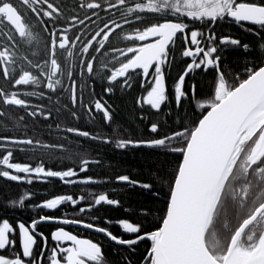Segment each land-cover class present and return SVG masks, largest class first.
I'll use <instances>...</instances> for the list:
<instances>
[{
  "label": "snow or ice",
  "instance_id": "1",
  "mask_svg": "<svg viewBox=\"0 0 264 264\" xmlns=\"http://www.w3.org/2000/svg\"><path fill=\"white\" fill-rule=\"evenodd\" d=\"M23 3L27 5L29 0H23ZM32 4L31 11L35 16L52 21L50 29L47 24L43 25L46 58L37 63L20 53L16 40L18 37L27 45L38 47L41 34L35 33L24 22L13 0H0V22H7L12 28V34L6 35L5 43L0 45V69L6 79L10 74L19 73L12 80L13 85L39 86L46 81L44 87L48 90L70 91L72 109L67 105L64 109L72 119L78 121L81 116L94 119V104L95 110L102 112L104 124L111 127L113 113L106 101L85 102V79H99L109 85L115 82L124 88L131 86V73L139 72L151 79L146 94L136 103L142 100L151 109L160 110L162 104L169 102L165 68L175 58L173 55L170 59V52L174 53V45L181 38L182 56L189 62L174 79L172 91L177 109L182 101L188 100L192 114L185 111L183 116H177L176 123L165 131H161L160 122H151L148 125L150 137L133 136L127 130L122 133L119 126L112 127L109 134L92 133L75 126L61 129L57 123V132L106 144L115 138L117 149L142 146L179 157L170 175L160 169L154 175L160 190L167 186L165 205L154 223H147L152 219L153 211L147 206L140 207L138 214L142 219L139 221L119 218L118 226L129 238L101 226L96 222V216L74 219L66 214H39L28 222L16 220L15 223L0 217V264H264V0H115L114 3L112 0H91L81 5L99 20V24L93 23L91 31L85 26V21L89 20L87 15L84 20L75 14L65 17L66 27H59L62 9L54 0H32ZM95 9L112 15L99 17ZM226 18L237 24L251 22L259 26V31L246 28L257 37V56L248 55L254 48L248 41L242 42L230 34L217 37L213 28L218 20ZM77 25L79 32L75 31ZM122 27L130 30L122 32ZM69 32L75 38H70ZM117 33L126 46L109 48L111 36ZM81 36H85V42L80 46L76 60L73 59L74 49ZM233 46L246 54L242 71L221 64L222 59H227L225 50ZM106 48L107 52L104 51ZM58 50L67 51V56L63 57L65 68L57 59ZM97 54H101L99 58ZM109 55L111 61L107 59ZM77 64L81 81L79 98L77 81L73 79ZM25 65L38 75L25 70ZM209 69L213 71L211 84L205 93H201L204 97L201 99L196 94L195 81L185 88L186 76L194 70ZM65 75L71 80L70 86L64 83ZM148 83L142 80L141 87ZM113 90L111 86L104 88L105 93ZM43 95L35 90L9 92L0 87V102L4 106L26 109L31 118L52 116L51 111L26 98ZM88 95H93L92 89L88 90ZM0 116L7 117L8 114L0 111ZM141 118H145L143 112ZM12 119L11 126L18 128L24 117ZM23 127L25 131L19 135H0V169H3L0 178L28 184L33 180L48 182L49 178H58L66 184L93 182L91 175H78V171L83 173L88 169L90 162L79 159L82 154L79 150L84 148L82 144L77 142L75 147L79 150L70 151L63 143H42L41 139L27 135L26 124ZM61 138L69 139L67 135ZM29 148L34 155L43 153L54 157L60 152L75 157L81 166L78 170L72 166L54 170L45 167L43 156L34 166L29 162H13L14 151L25 152ZM115 181L146 189L154 198H159V191H154L155 182H141L127 174L116 175ZM34 195L26 190L18 200H9L8 204L23 207L24 201ZM92 199L94 203L86 202L84 195L55 194L35 206L55 210L58 206H67L64 202H70L84 217L102 202L112 206L121 203L103 191ZM42 222L63 226H56L46 235L38 228ZM67 225L94 229L111 242L127 248L128 252L120 253L119 261H107L102 241L74 234L67 230ZM49 236L56 245L50 249ZM37 237L43 242L39 251L36 250ZM143 241H148V246L141 260L134 262L135 246Z\"/></svg>",
  "mask_w": 264,
  "mask_h": 264
},
{
  "label": "flooded vegetation",
  "instance_id": "2",
  "mask_svg": "<svg viewBox=\"0 0 264 264\" xmlns=\"http://www.w3.org/2000/svg\"><path fill=\"white\" fill-rule=\"evenodd\" d=\"M15 6L18 8V10L21 12L22 18L24 22L31 27V29L35 33H40L41 38H40V44L37 47L35 44L32 46L27 45L24 43V41L20 40L17 37L16 44L17 47L22 55H27L29 59L33 61V63L39 62L41 59H45L46 57L44 56L43 53V45H44V37L46 35L44 31L43 25L47 24L49 29L52 27V21H49L48 18L46 17H37L33 14L31 11V8L34 6L32 4V0H29V4L25 5L23 3V0H13ZM50 2H53V0H50ZM54 2L59 5L62 9V18L58 22L59 27H66L67 20H65V17H70L71 15L75 14L78 15L80 20H84V17L87 15L89 17V20L85 21V26L91 31L93 27V23L99 24V20L97 19L96 16L92 15V12L89 11L86 7H81L82 4H87L91 2V0H54ZM99 2V0H97ZM114 3L115 0H112ZM38 9L42 6H36ZM98 13L99 17H104L105 15L111 16V12H106L102 9H95ZM227 20H230L229 18H226ZM224 20V19H223ZM106 22V21H105ZM243 26L245 25H250V24H241ZM102 27V25H99ZM254 27H259L257 25H250ZM131 27H137V25H132ZM129 27H122L121 31L126 32L129 31ZM76 32H79V26H76L75 29ZM12 34V28L7 24V22H0V45L4 44L6 41V35ZM70 38H75L74 34L72 32H69ZM119 33L117 35L111 36V39L109 41V48H120L126 46L125 42H122L118 39ZM85 42V36H81L80 40L77 41V45L75 46L74 49V55L73 59L78 60L79 58V48L82 45V43ZM69 47H72L69 45ZM105 52L108 51V49H104ZM35 53V54H34ZM101 54H97V58L100 57ZM117 57H119V53H116ZM67 56V51H57V59L61 61V66L62 68L66 67V64L64 63L63 57ZM88 58H91L90 56ZM109 61H111V55L107 57ZM71 62V61H69ZM17 63H19V59L17 60ZM112 64H109V67H111ZM78 69L79 65L77 64V73L73 76V79L77 81V95L79 98V86H80V78L78 74ZM25 70H32L34 75H38V73L35 72L34 69H31L29 66L25 65ZM166 70V68H165ZM18 72L15 74H10V76L6 79L3 74H2V69H0V87H4L5 90L11 92V91H19V90H25V91H32L35 90L37 92H43V96H35V97H26L31 101V103L35 105H40L43 106L44 108L48 109L51 111L52 116L48 119H45L43 117H37V118H31L27 114L26 109H22L19 106H4L2 102H0V111L6 112L8 114L7 117L5 116H0V135H19L22 132L25 131L23 125H27V135L33 136L34 138L41 139L42 143H51V144H56V143H63L65 146L70 150V151H78L75 147V145L78 143L82 144L84 148L82 150H79L82 152L81 156L79 159H88L90 162H95V159L92 156L87 155V144L91 143H100L101 141H92L89 138L85 137H80L76 134H69L66 132H57L56 131V125L57 123L60 124L61 129H64L68 126H75V127H80L83 130H88L92 133L96 132H102V122L103 117H102V112L95 110L94 104L92 105L93 109V116L94 119L89 120L84 116H81V118L77 121L72 119L69 115L68 112L64 109V105H67L69 109H72V105L70 103V91H66L64 89H59L57 91L53 90H48L44 87V83L41 85H19L15 86L12 84V80L16 77H18ZM141 78V81L143 80L142 74L139 72H132L131 73V79L130 82L133 80ZM167 71H166V85H167ZM150 79L151 77H147L145 80L149 81L147 85L150 86ZM64 83L67 85H71V80L68 79V77L65 75L63 77ZM84 83L87 85L85 89V102L87 103L89 100H94V99H100L101 102H105L104 99V88L107 86L111 87H118L120 86L119 83L113 82L111 85L108 84L106 81H101L99 79H92L88 80L87 78L85 79ZM122 83V80H121ZM141 86V85H140ZM140 93L137 97V99L141 98L143 95L146 94V90ZM92 89L93 90V95L89 96L88 95V90ZM144 89V88H143ZM103 90V91H102ZM104 92V94H103ZM24 98V97H22ZM141 104H145L141 100ZM108 106V105H106ZM77 110L79 109V103L76 106ZM57 109H59V112H57ZM62 114H64V118L62 117ZM20 117H24L23 121L20 122V125L18 128H13L11 125L13 123V119H19ZM67 135L69 137L68 140H64L61 137ZM112 145L115 149V138L112 141ZM0 156H2V151H0ZM40 156H43V163L45 164V167H51L54 170H62L66 169L69 166H72L74 163V168L80 167L81 165L79 164V160H77L75 157H69L67 155H63L60 152H57L54 157L44 155L43 153H38V154H33V150L29 148L28 151L21 152L19 150L14 151V157H13V162H29L32 163L33 166L35 165L36 162L40 161ZM56 163V165H53ZM50 162V163H49ZM57 162H63V166L58 165ZM3 170V169H0ZM22 174V173H20ZM78 175H88L87 170L83 173H80L78 171ZM66 179H75V178H66ZM12 183L17 185L18 191L16 192V196L8 198L7 196H2L1 197V203H0V217H7L10 220H12L14 223L16 220H21L28 222L32 218H36L39 214H46V215H54V216H59L62 214H66L70 218H89L91 216H95L93 213V210L91 212L85 213L84 217H81L80 213L75 210V206L70 205V202H64L65 205L67 206H58L57 209L55 210H46L40 207L39 209L35 206L37 205L38 202L42 201L45 198H50L52 195L55 194H72L74 197H78L79 195H84L86 198V202H92L94 203V200L92 197L94 195L99 194L100 192H106L110 198H113L114 196H111L115 188L110 187V186H102L99 188H92L93 186L97 185L98 182L93 179V182H89L88 184H66L62 183L58 178H49L48 182H42L38 180H33L31 184H28L26 182H16V181H11L10 179H5V178H0V185L2 183ZM117 184H122L118 183L115 181ZM50 184H56L59 186L57 188V191H51L49 190V185ZM91 186V187H90ZM61 187V188H60ZM32 191L35 193V195L31 199H26L24 201V206L21 207L20 205H10L8 204L9 200L16 199L18 200V197L20 194H22L24 191ZM103 206H112L108 205L106 203L102 204ZM100 206V205H99ZM98 206H95L96 208ZM91 222V221H90ZM99 223L101 226L109 227V229L116 235H122L124 238H129L126 233H124L121 229L120 226H118V222L116 221H107L105 222V218L99 220L97 219L96 221ZM56 226H63V225H58L56 222H42L38 225L39 230H43L46 235H48L49 230L54 229ZM67 230L72 231L74 234L93 239L97 242H103V247H104V252L107 261H110L109 257V252L113 250L118 251H123L128 250L124 246H119L115 244L114 242H111L104 234L95 232V231H90L88 229L83 228L82 226H77V225H67ZM114 227H117V230H114ZM148 241H143L138 243L135 246V249L137 247H140V245H144V243ZM42 241L40 240L39 237H37V244H36V250L39 251V248L42 245ZM56 245L53 243L51 237L49 236L48 238V247L49 249L51 247H55ZM63 246V245H61ZM17 249H19V245H17ZM46 259V256H45Z\"/></svg>",
  "mask_w": 264,
  "mask_h": 264
},
{
  "label": "trees",
  "instance_id": "3",
  "mask_svg": "<svg viewBox=\"0 0 264 264\" xmlns=\"http://www.w3.org/2000/svg\"><path fill=\"white\" fill-rule=\"evenodd\" d=\"M246 28L259 31V27L250 25L243 26L227 19L218 20L213 31L217 33V37L230 34L234 38H240L242 42H250L254 48L248 55L257 56L259 51L257 37L253 32L247 31ZM182 47L183 41L181 38H178L174 45V53L170 52V59L173 55L175 58L172 59V62L165 70L168 76L167 94L169 96V102L162 104L160 110H153L150 105L146 103L137 104L138 95L147 87L146 85L143 89L140 86L141 78L138 76L137 79L130 82V87L122 88L116 86L113 88L114 90L112 93L104 94L103 92L104 99L113 113V118L111 127L106 126L102 122V132L111 134V128L119 126L122 133L127 130L133 136L150 137L152 133L149 131L148 125L151 122H160L161 131H165L168 126H172L176 123L177 116H183L185 111H187L189 115L192 114V107L188 100L182 101L181 107L177 109L172 91L174 79L178 77V74L182 72L183 68L189 62L188 58L182 56ZM224 56L227 57L226 60H221V64L224 67L230 66L234 69L243 70L246 54L239 47L233 46L227 48L224 52ZM212 76L213 71L211 69L194 70L190 75L186 76L185 88L195 81L197 84L196 94L202 99L204 97L201 93L207 91L208 86L211 84ZM197 111H199V109H197ZM141 112H143V116L145 117L143 119L141 118ZM62 117L64 118V114H62ZM86 151L88 156H92L95 159V162H89L87 169L88 175H91L93 179L99 181L98 184L92 188H99L102 186L113 187L115 191L111 196H114L113 198H117L121 202L119 206L100 205L94 208L93 213L97 219L101 220L107 218V221L118 222L119 218H129L134 222L139 221L142 219L138 214L140 207L147 206L151 207L153 210L152 219L147 223H154L159 216V210L165 205V194L167 192L166 185L160 190L161 186L158 181H154V175L157 169L170 175L179 157L145 147L115 149L112 143L106 144L103 142L87 144ZM49 159L51 158L49 157ZM62 163L63 162H57V166H63L64 164ZM53 165H56V163ZM73 165L74 163L72 167H74ZM78 168L79 167L76 169L78 170ZM121 174H127L132 179L141 182H155L156 188L154 191H159V198H154L152 192L138 186L115 183V176ZM105 178H107V180ZM58 187L59 186L56 184H50L48 189L54 192L57 191ZM17 191V185L7 182L2 183L0 185V203L2 196L11 198L16 196ZM114 230H117V227H114ZM147 246L146 242L144 245H140V247L135 249L134 256L132 257L134 262L141 260ZM127 252L128 250H124V252L118 250L113 252V250H111L109 252L110 261H119L120 253L127 254Z\"/></svg>",
  "mask_w": 264,
  "mask_h": 264
},
{
  "label": "water",
  "instance_id": "4",
  "mask_svg": "<svg viewBox=\"0 0 264 264\" xmlns=\"http://www.w3.org/2000/svg\"><path fill=\"white\" fill-rule=\"evenodd\" d=\"M231 21H234V20H232L231 18H229ZM235 22V21H234ZM240 24H250V25H254V24H252L251 22H241ZM142 78H143V80H145L146 79V77H143V75H142ZM142 147V146H141ZM117 182V181H116ZM118 183H122V184H126V183H124V182H118ZM83 227V226H82ZM83 228H85V227H83ZM85 229H87V228H85ZM88 230H90V231H95L96 233L98 232V231H96V230H94V229H88Z\"/></svg>",
  "mask_w": 264,
  "mask_h": 264
}]
</instances>
